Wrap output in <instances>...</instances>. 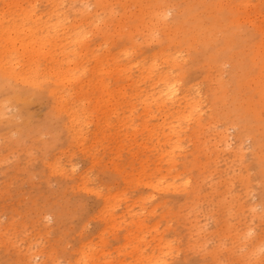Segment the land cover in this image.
I'll return each instance as SVG.
<instances>
[{
	"label": "rangeland",
	"instance_id": "obj_1",
	"mask_svg": "<svg viewBox=\"0 0 264 264\" xmlns=\"http://www.w3.org/2000/svg\"><path fill=\"white\" fill-rule=\"evenodd\" d=\"M98 1L19 0L41 19L38 50L12 53L0 36V84L11 75L24 90L56 89L63 69L84 83L100 60L110 89L123 87L108 108H80L82 85L70 80L62 102L34 103L27 126L4 105L0 264H264V0L216 5L239 39L228 47L215 33L217 48L137 23L131 3ZM171 1L181 4L165 18L174 28L190 0ZM51 11L57 36L42 27ZM77 35L86 38L75 46ZM166 75L199 100L198 113L147 105ZM242 112V122L228 118Z\"/></svg>",
	"mask_w": 264,
	"mask_h": 264
},
{
	"label": "bare ground",
	"instance_id": "obj_2",
	"mask_svg": "<svg viewBox=\"0 0 264 264\" xmlns=\"http://www.w3.org/2000/svg\"><path fill=\"white\" fill-rule=\"evenodd\" d=\"M220 1L223 0H190L189 3L185 4L188 9L183 16L184 21L182 23L177 22L179 26L174 28L166 25L165 18L173 11V7L179 8L181 4H171V0H121V6L124 7L126 11L131 7V4L136 6L137 12L140 13L139 20L136 19L137 23L146 24L151 30H165L166 28V31L175 32L176 34L180 30L183 32L184 30L186 32L190 31L191 34L199 35L198 41L202 40V43H205L209 48L221 46L215 35V33L221 32L223 35L227 34L226 45L228 47H230L231 40V47L236 46L239 39L235 36L232 29H229L230 32H228L227 28L225 29L223 26V18L219 16V14H216V5ZM3 2V5H5L6 0H3ZM98 5L102 7L103 1L99 0ZM229 9L236 12L237 4L234 0H229ZM55 13L56 11H51L49 13L50 19L44 26L42 25V27L49 32L54 29V36H57L58 22H52L51 19L55 18ZM0 14H3L4 18L6 15L9 17L6 26L0 24V36H3L6 40V44L10 45L12 53H17L20 49L29 52L38 50L36 27L39 28L37 22L41 19L37 18L39 15H37L34 7H24L19 0H10V3L7 4V8L5 9V7H3ZM192 17H195V20H192ZM122 29L128 28L123 26ZM83 38V35H77L73 41V45H80ZM53 40L56 41V39ZM248 43H250L249 39ZM38 44H40L39 49H41L45 43ZM124 54L129 55L128 52ZM70 65L69 63L68 66ZM106 70V65L99 60L98 66L92 71L93 79L83 83V80L80 79V76H77L75 72L63 69L60 73L59 84L56 85V89L51 88L48 90L42 88L39 84H28L31 87L27 90L12 86L8 82H10L11 79L16 81V79L8 74L9 77L8 80H6L7 82L0 84V112L4 110L5 104H7V107L18 108L20 118L23 121L22 126L30 125L34 122L33 114L30 111L34 103H41L46 94L58 95V101L62 102L64 93L66 92L64 84L70 80L75 83L77 82L78 87L82 85L83 88H87V93L83 92L82 87L81 91L78 92L77 98L80 101H84L81 103L80 108H108V103L115 101L118 92L120 95L123 94V87L122 85L115 84L114 89L111 90L109 83L104 80ZM159 83L160 87L153 88L154 92L151 96L148 99L145 98V102L149 107H152V103H154L157 108H181V104H184V108H188L192 113L199 112V100L189 92H181L180 88H178L179 83L176 78H171L168 75L160 76ZM88 92L90 94H95L96 97L94 99H87L86 96ZM61 108L65 107L62 106ZM232 117H236L238 122H242L247 118L243 112L238 115L228 116L229 119ZM52 123L53 125L58 123L57 118H54V116ZM14 125H16L14 121H8L6 129H15L17 135L20 137L23 136L24 133L20 132V127L22 126H16V129ZM259 165L261 174L264 176V158H261ZM261 204L264 207V193L261 197Z\"/></svg>",
	"mask_w": 264,
	"mask_h": 264
}]
</instances>
